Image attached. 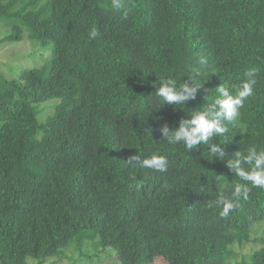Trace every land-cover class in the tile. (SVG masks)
Wrapping results in <instances>:
<instances>
[{"label":"trees","instance_id":"obj_1","mask_svg":"<svg viewBox=\"0 0 264 264\" xmlns=\"http://www.w3.org/2000/svg\"><path fill=\"white\" fill-rule=\"evenodd\" d=\"M123 3L0 0L2 42L26 27L52 46L41 70L0 77V264H45L88 242L114 249L120 264H264V243L239 251L264 221V187L227 166L237 151L264 150V0ZM252 68L253 95L224 136L191 151L163 139V127L175 131L222 84L234 94ZM168 78L199 87L195 98L162 105L156 91ZM154 154L166 172L128 163ZM238 184L250 190L227 217L208 207Z\"/></svg>","mask_w":264,"mask_h":264},{"label":"clouds","instance_id":"obj_2","mask_svg":"<svg viewBox=\"0 0 264 264\" xmlns=\"http://www.w3.org/2000/svg\"><path fill=\"white\" fill-rule=\"evenodd\" d=\"M112 7L121 10L125 7L123 0H112ZM95 35V32L92 33ZM256 69L252 68L245 73L247 77L235 90L234 94L229 91L226 85L216 88L218 96L202 111L194 112L190 119H184L179 127L169 133L168 127L161 129L163 139L170 145L182 143L187 151L197 149L201 144H207L212 137H222L228 131V124L239 119L240 109L244 106L248 97L253 95L256 85ZM155 86V84H154ZM199 87L189 86L184 82L178 84L175 79H160L156 91L162 105L180 106L189 99H194ZM219 153L221 160L225 157V151L219 146L211 148V154ZM139 165L141 168L152 169L157 172H166L168 160L161 155H152L149 158L141 159L139 155L132 156L128 163ZM228 168L234 172L242 181L249 182L252 187H264V150L258 151L255 146L248 147L246 154L237 151L235 158L229 160ZM250 188L247 184L234 186L231 195L220 194L214 201L208 204L209 208L220 209L219 215L227 217L229 213L238 206V201L247 199Z\"/></svg>","mask_w":264,"mask_h":264},{"label":"rangeland","instance_id":"obj_3","mask_svg":"<svg viewBox=\"0 0 264 264\" xmlns=\"http://www.w3.org/2000/svg\"><path fill=\"white\" fill-rule=\"evenodd\" d=\"M9 33V26L0 21V77L5 79L16 78L23 70H41L48 64L51 59V43L41 46L39 41L30 38L26 27H22L21 40L2 42L1 40ZM49 103L55 105L57 100L46 102L45 104L48 105L44 104V111L39 115L40 120L45 119L53 112V105ZM252 228L251 232L244 233V244L239 250L242 253L248 252V254H251L264 243V221L255 224ZM234 247L237 248V243L234 244ZM61 254L48 259L45 264H120L114 249L110 247L99 248L94 243L90 244V242L83 248V254L75 251L71 243L62 249ZM26 262L27 264H35L31 258H27ZM153 264H164V262L159 258H155Z\"/></svg>","mask_w":264,"mask_h":264}]
</instances>
